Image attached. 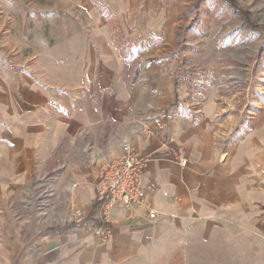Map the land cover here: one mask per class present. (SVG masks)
Wrapping results in <instances>:
<instances>
[{"label":"crops","instance_id":"obj_1","mask_svg":"<svg viewBox=\"0 0 264 264\" xmlns=\"http://www.w3.org/2000/svg\"><path fill=\"white\" fill-rule=\"evenodd\" d=\"M98 2L117 16L120 35L93 18L78 45L72 37L69 51L39 78L24 77L18 91L0 74V196L16 199L34 171L58 169L56 216L78 223L76 242L43 244L46 255L33 264H171L177 252L183 264H208L247 251L251 264V236L262 227L256 208L264 204V118L241 134L233 101L211 98L194 121L187 109L192 64L170 56L163 14L126 19L124 0ZM148 108L156 114L150 134L136 139L131 129ZM123 140L149 158L143 198L156 218L149 221L145 207L132 218L113 210L109 235L98 240L89 231L98 216L97 169ZM15 234L9 226L8 236ZM7 241L12 261L20 246Z\"/></svg>","mask_w":264,"mask_h":264},{"label":"rangeland","instance_id":"obj_2","mask_svg":"<svg viewBox=\"0 0 264 264\" xmlns=\"http://www.w3.org/2000/svg\"><path fill=\"white\" fill-rule=\"evenodd\" d=\"M124 3L127 6L122 15L126 19L139 11L163 14L162 36L169 41L170 56L180 66L192 64L190 103L196 80L205 72H214L219 78L224 77L227 87L216 96L209 93L208 99L233 101L235 105L230 112L239 118L241 134L261 123L264 0H124ZM93 18L105 20L110 33L120 35L115 25L117 16L98 0H0V74L18 91L24 77L39 78L41 70L55 62V57L69 51L72 37L78 45V37L89 32L88 21ZM143 76L139 68L136 77ZM59 173L58 169L34 171L16 199L0 196V264H33L46 255L41 251L43 244L48 242L54 248L56 243L77 241L72 226L78 223L56 216L52 202ZM256 209L262 227L251 236V264H263L264 204ZM9 226L16 229V236H8ZM9 237L20 246L12 261L5 256ZM51 253L55 254V250ZM231 257L225 254L222 259L209 258L208 264H247L249 258L248 251L244 258ZM171 264H183L181 252L176 253Z\"/></svg>","mask_w":264,"mask_h":264},{"label":"built area","instance_id":"obj_3","mask_svg":"<svg viewBox=\"0 0 264 264\" xmlns=\"http://www.w3.org/2000/svg\"><path fill=\"white\" fill-rule=\"evenodd\" d=\"M196 80L197 87L193 90V101L187 106L193 112V120L202 119L201 107L209 98L227 86L223 78L214 72H205ZM156 118V114L148 108L131 129L130 135L136 139L147 137L150 134L149 124ZM120 152L105 160H101L94 183L93 203L98 216L90 224L93 236L98 240H105L110 232L111 213L113 210L123 211L127 217L132 218L133 211L145 207L147 219L153 221L156 214L147 208L143 198V173L148 162V156H140L134 152L130 143L123 140L119 143ZM183 166L185 160H180ZM76 188L75 184L71 189ZM79 215L78 213H76Z\"/></svg>","mask_w":264,"mask_h":264},{"label":"trees","instance_id":"obj_4","mask_svg":"<svg viewBox=\"0 0 264 264\" xmlns=\"http://www.w3.org/2000/svg\"><path fill=\"white\" fill-rule=\"evenodd\" d=\"M231 2V0H229Z\"/></svg>","mask_w":264,"mask_h":264}]
</instances>
